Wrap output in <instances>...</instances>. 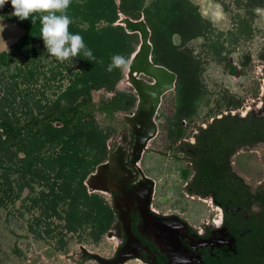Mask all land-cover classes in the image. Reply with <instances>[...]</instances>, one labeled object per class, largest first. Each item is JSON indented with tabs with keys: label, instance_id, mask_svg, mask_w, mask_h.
Returning <instances> with one entry per match:
<instances>
[{
	"label": "rangeland",
	"instance_id": "1",
	"mask_svg": "<svg viewBox=\"0 0 264 264\" xmlns=\"http://www.w3.org/2000/svg\"><path fill=\"white\" fill-rule=\"evenodd\" d=\"M115 1L118 6L121 5L122 0ZM154 1L144 0L145 6ZM188 1L198 9L206 23L211 25V30L204 29L202 35L199 34L186 41H183L179 34L172 36L174 50L190 56L194 66L191 69L186 64L184 67L190 70L185 68L183 74H179L180 84L181 81L187 82L188 87L194 92L193 106L196 104L194 109L198 110V113H194L188 128L194 134L201 128L209 126L214 118H220L231 111L234 114L240 100L245 107L244 111L260 105L264 95V4L248 0ZM2 9L12 14L11 0H8ZM118 14L119 19L113 26H121L119 21L122 18L136 20L120 11ZM142 18L145 19L143 12L140 16V19ZM106 25V22L99 24V26ZM126 33L129 34L127 31ZM24 34L25 30L17 24H12L0 17V54L9 52L12 45ZM129 35L133 36L131 43L134 53L139 49L141 40L139 34ZM91 51L100 56L108 54L100 48H93ZM123 57L126 59L125 55ZM131 57L132 54L127 59L128 62ZM178 61L182 63L181 60ZM68 64L71 71L67 68ZM102 66L101 70L104 68ZM234 66L238 68L239 73L233 72ZM3 69V71L0 69V110L5 109L21 120L31 118L32 111L35 114H41L64 107L66 102L63 100L60 103L61 94L68 89L76 76L84 72L83 64L75 58L61 63L54 57L40 53L30 54L28 62L25 63H22L21 58L18 57L14 64ZM125 70L121 69V77L113 89H110L111 79L102 81L103 85L99 89H92L94 105L101 107L105 103H110V100H114L113 102L120 100L119 95L125 90L122 86ZM13 74H19V77L12 79ZM16 82L19 83V90L15 85ZM117 105L114 106L116 109L109 119L104 117L100 110H95L97 129L106 138L101 143L94 142L91 147L92 155L96 159L94 167L85 175L84 184L89 175L96 170V166L108 157L107 142L113 134H110L111 131L109 135L105 134V131L109 130L106 125L110 127L112 124L121 129L122 122L118 114L124 113V110L119 102ZM185 115L192 116L193 112L189 111ZM54 126L60 125L55 123ZM74 133L75 129L66 130L63 133V143L73 139ZM63 143H47L38 147L37 150L40 152L35 156H40L41 160H38L39 162L26 175L27 182L32 188L31 192L28 189H21L19 173L5 172V169L8 170L19 161L25 160L26 154L16 152V149L0 147V264H32L34 259L42 264H54L57 262V257L60 259L59 264H74L70 257L79 251L80 244L95 250L90 236L83 233V230L86 225L107 224L105 211L108 209V202L103 198L105 196L90 193L85 184L88 196L96 198L91 206L82 203L79 208L73 209L63 203H51L52 187L55 186L56 195L63 194L60 188L63 181L57 177L59 169L46 168L42 160L50 155L57 156L63 150ZM160 143L156 140L154 145ZM77 145L81 146V149L86 148L82 147L80 141ZM74 147L67 145L65 151L73 153ZM89 148H86V152H89ZM164 152L162 153L166 157L161 158L163 162L160 165L169 168V171L160 175L159 178L164 179L162 191L165 195H171V192L165 190L166 186L174 188V196L170 199V203L177 200L182 202L183 207L190 212L196 214L200 211L206 218L215 217L218 209L211 204L210 200H202L185 192L186 181H181V169L186 166V163L176 162L171 157V153ZM245 156L244 162L248 166L242 174L253 188H257L264 179V147H258L246 153ZM156 158L159 156L151 157L150 160L153 161ZM233 167L241 173L237 166ZM10 186L12 190L8 191ZM76 189L77 186H74L73 190ZM25 191H27L26 194ZM69 213H75L72 216L85 218L86 221L81 226L71 225L74 223L68 216ZM62 242L66 244L65 251H61L58 247V244Z\"/></svg>",
	"mask_w": 264,
	"mask_h": 264
},
{
	"label": "trees",
	"instance_id": "2",
	"mask_svg": "<svg viewBox=\"0 0 264 264\" xmlns=\"http://www.w3.org/2000/svg\"><path fill=\"white\" fill-rule=\"evenodd\" d=\"M248 1L264 4V0ZM119 11L136 20L140 19L141 12L144 13L146 22L152 31L155 51L162 58L174 63L180 75L185 71L186 64L191 69L194 66L190 56L174 50L172 36L179 34L182 40L186 41L199 34L202 35L204 29L211 30V25L206 23L198 9L188 0H155L148 6H145L144 0H122L120 6L116 4L115 0H72L67 10V14L72 19L69 32L81 35L88 49L100 48L108 54H101V56L93 54L96 57L95 61L88 60L82 54L74 57L83 64L84 72L82 75L76 76L68 89L61 94L60 103L63 100L66 102L64 107L41 114H35L32 111L31 118L26 120L17 118L16 115H12L5 109L0 110V147L16 149V152L26 154L25 160L19 161L17 165H13L8 170L5 169V172L9 174H20L22 190L32 191L26 175L29 170L35 167L38 160H41L40 156H35L40 152L37 150L38 147L47 143L61 144L63 143V133L66 130L75 129L73 139L63 143V150L57 156L50 155L42 160L46 168L59 169L57 177L63 181L60 186L63 194L56 195L55 186L52 187L54 194L52 193L51 203L53 204L59 202L77 209L82 203L91 206V203L96 200V198L88 196L84 178L88 171L94 167L96 159L92 155L91 147L94 142L104 141L106 136L97 129L94 116L96 105L93 103L91 91L94 88L102 87V81L110 79L112 81L110 89H113L121 77V69L107 71L112 57L125 55L127 60L133 54L131 43L133 36L127 34L123 27L113 26L119 19ZM57 14L59 15V13ZM0 17L25 30V34L12 45L9 52L0 54V69L2 71L3 68L14 64L18 57L21 58L22 63H25L28 62L30 54L40 53L50 56L41 37L42 25L39 19L34 23L31 17L20 21L3 9H0ZM101 22H106L107 25L99 26ZM178 60H181L182 63L180 64ZM100 63L101 66H104L102 70ZM67 68L71 71L70 64L67 65ZM4 74L6 75V73ZM18 75H11L12 79L18 78ZM181 82L182 99L194 100V92L188 87L187 82ZM15 85L18 89L19 83L16 82ZM72 98L75 99L72 100ZM116 105L117 103L110 106L103 105L99 109L100 113H107L110 117L113 115ZM55 123H60L61 126H54ZM78 141L82 143V147H90L89 152H86V148L81 149V146L77 145ZM258 142H264V120H254L250 117L243 120L228 114L215 119L207 129L201 128L197 142L188 144L183 149L186 157L193 164L192 170L185 169L182 175L184 181L190 182L187 189L191 195L211 196L216 205H222L225 210L229 211L236 208L249 209L254 203H259L262 208L260 225L254 231L255 234L257 233V240H250L248 249H245L241 258L233 264H264V187H259L256 193H251L250 186L241 177L232 173L229 163L236 153L238 145H252ZM67 145L75 146L73 150L76 153H67L65 151ZM33 156L34 158H32ZM38 176L41 177V175ZM8 177L7 175V182ZM74 186H77L76 190H73ZM11 190L10 186L8 191ZM73 214L75 213L68 214L74 223L71 225H83L86 219L76 215L72 216ZM253 216L255 217V215ZM69 228L71 229V226Z\"/></svg>",
	"mask_w": 264,
	"mask_h": 264
},
{
	"label": "flooded vegetation",
	"instance_id": "3",
	"mask_svg": "<svg viewBox=\"0 0 264 264\" xmlns=\"http://www.w3.org/2000/svg\"><path fill=\"white\" fill-rule=\"evenodd\" d=\"M151 44L152 64L167 72L154 75L146 63L134 66V55L139 49L132 54L122 82L125 90L117 100L124 110V113L118 114L121 129L112 124L110 127L106 125L109 130L105 134L109 135L110 131L113 134L107 142L108 157L96 166L85 182L87 185L91 179L94 191L90 192L87 185L90 193L105 196L103 198L108 202L105 211L107 224L86 225L83 233L90 236L95 250L80 244L79 251L70 260L74 264H233L248 249L249 241L257 240L254 231L260 225L262 208L259 203H254L249 209L229 211L222 205H216L211 196L194 195L210 200L218 209L215 217L206 218L200 211L195 214L186 210L182 202L176 200L170 203L174 188L166 186L165 190L171 195H165L162 191L164 179L159 178L169 171V168L160 165L163 162L161 158L166 157L162 152L171 153L176 162L186 163L181 169V181H184L183 171L192 170L193 164L183 149L197 142L200 130L193 134L188 128L198 110L194 109L193 100L182 99L180 76L174 63L158 55L154 44ZM233 72L239 73L236 66ZM113 101L103 105H113ZM95 105L98 111L100 106ZM238 105L234 114L231 111L225 115L243 120L249 117L264 120V95L260 105L250 110L244 111L241 100ZM189 111L193 112L192 116L185 115ZM103 115L108 119L111 117L107 113ZM215 119L219 118L213 121ZM156 140L161 143L154 145ZM258 147H264V142L238 145L229 162L232 173L250 186L251 193L264 187V179L257 188H253L242 174L248 166L244 159L246 153ZM154 156L160 159L150 160ZM189 183H185V192L190 195L187 189ZM65 245L62 242L58 247L65 251ZM177 257L181 259L178 261ZM58 258L54 264H59ZM32 264L42 263L34 259Z\"/></svg>",
	"mask_w": 264,
	"mask_h": 264
},
{
	"label": "clouds",
	"instance_id": "4",
	"mask_svg": "<svg viewBox=\"0 0 264 264\" xmlns=\"http://www.w3.org/2000/svg\"><path fill=\"white\" fill-rule=\"evenodd\" d=\"M71 2L72 0H11L12 15L20 21L31 17L33 23L39 19L42 25L41 37L47 52L59 62L63 63L81 54L88 60L95 61L96 57L86 47L83 37L69 32L72 19L67 14V10ZM7 3L8 0H0V9ZM37 13L43 15H34ZM128 66L129 62L123 56L114 55L107 71L112 72L117 68L127 69ZM176 259L179 261L181 258Z\"/></svg>",
	"mask_w": 264,
	"mask_h": 264
},
{
	"label": "water",
	"instance_id": "5",
	"mask_svg": "<svg viewBox=\"0 0 264 264\" xmlns=\"http://www.w3.org/2000/svg\"><path fill=\"white\" fill-rule=\"evenodd\" d=\"M119 24L123 26L129 34H139L140 36L141 44L138 52L134 55L133 65L135 66L137 63H146L148 68L152 71V74L154 75H160L164 72H167L164 68L155 66L151 62V31L145 19L142 18L140 20H133L131 18H122L119 21ZM90 180L87 182V185L90 186V192H93L94 190L93 188H91ZM26 192L27 191H25V194Z\"/></svg>",
	"mask_w": 264,
	"mask_h": 264
}]
</instances>
